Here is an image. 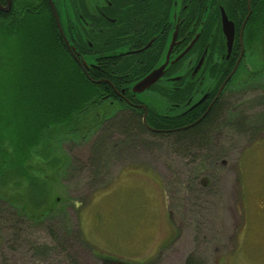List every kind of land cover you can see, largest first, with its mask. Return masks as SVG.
<instances>
[{
  "label": "rangeland",
  "instance_id": "374dc122",
  "mask_svg": "<svg viewBox=\"0 0 264 264\" xmlns=\"http://www.w3.org/2000/svg\"><path fill=\"white\" fill-rule=\"evenodd\" d=\"M257 44L245 55L258 79L236 81L225 96L229 113L202 145L130 135L116 115L112 131H103V118L116 110L103 102L80 115L76 130L45 136L25 165L29 179L16 170L0 177V264H185L188 257L264 264V54ZM33 47L20 36L3 50L0 73L14 71L15 61L22 88ZM11 78L0 84V115L11 106L4 100Z\"/></svg>",
  "mask_w": 264,
  "mask_h": 264
},
{
  "label": "flooded vegetation",
  "instance_id": "af4514ba",
  "mask_svg": "<svg viewBox=\"0 0 264 264\" xmlns=\"http://www.w3.org/2000/svg\"><path fill=\"white\" fill-rule=\"evenodd\" d=\"M223 13L234 27L230 53ZM44 18L53 21L71 63L88 81L102 85L98 98L116 109L104 115L103 131H112L113 117L121 113L138 117L154 137L192 129L215 111L227 115L228 91L241 77L257 80L260 73L249 68L246 51L258 43L264 54V0H0V25ZM173 37L162 76L134 92L165 63ZM3 58L0 48V64Z\"/></svg>",
  "mask_w": 264,
  "mask_h": 264
},
{
  "label": "trees",
  "instance_id": "16d2710c",
  "mask_svg": "<svg viewBox=\"0 0 264 264\" xmlns=\"http://www.w3.org/2000/svg\"><path fill=\"white\" fill-rule=\"evenodd\" d=\"M20 36L33 44V58L31 56L23 78L24 83L26 82L24 88L21 86V78H17L22 74L15 61L8 63L15 69L14 71L9 75L5 72L0 73V84L12 77L9 85L11 94L8 99H4H10L7 105L11 103V106L8 108V113L4 112L0 115V120L7 123L5 127L0 123V177L3 178L6 171L16 170L21 177L29 179L25 165L31 159L33 150L38 148L46 137L49 138L47 135L53 131L55 135L57 129L69 127L71 130H76L77 126H80V115L89 108L91 110L98 108L102 102L98 95L103 88L101 84L88 81L64 54L54 39V24L51 19L24 20L23 24L17 23V25L9 24L7 21L2 22L0 25L2 53L8 42L16 41ZM262 44L264 46V40ZM5 60L9 61V58L6 57ZM0 67L5 69L4 63H1ZM29 70L31 74L28 75ZM238 75L237 72L235 78ZM90 78L96 79L92 75ZM39 91L40 93H37ZM218 114L219 112L215 111L202 124L169 138L177 142L180 148L185 144L202 145L216 128L220 119ZM118 116L120 118L117 125L122 132L128 131L130 135L148 134L138 117L125 113ZM5 146L11 149L10 152H7ZM56 164L54 162V165ZM185 264L196 263L192 257H188Z\"/></svg>",
  "mask_w": 264,
  "mask_h": 264
},
{
  "label": "water",
  "instance_id": "95a60500",
  "mask_svg": "<svg viewBox=\"0 0 264 264\" xmlns=\"http://www.w3.org/2000/svg\"><path fill=\"white\" fill-rule=\"evenodd\" d=\"M249 16V14H248ZM247 16V18H248ZM222 27H223V34L226 38V46H227V53H230L231 51V47H232V43H233V39H234V27L232 25L231 22H229L225 16V14L223 13L222 14ZM174 38L172 39V43H171V46H170V50L169 52L167 53V56H166V61L165 63L160 67L158 68L157 70H155L154 72H152L151 74H149L148 76H146L143 80H141L135 87H134V92L136 93H140L142 91H144L145 89L149 88L152 84H154L163 74V71L165 70V68L167 67L168 65V61H169V56H170V52L171 50L173 49V46H174ZM188 51V49L185 51V53ZM184 53V54H185ZM236 68V67H235ZM235 68L233 70V72L231 73V75L226 79V81L221 85V87L219 88L218 90V94L221 92V90L223 89L225 83L227 82V80H229L231 78V76L233 75L234 71H235ZM205 99V97H204ZM207 114V112L203 115L202 118H200L197 122H195L194 124L200 122L204 117L205 115ZM146 122V117H144V123ZM193 124V125H194ZM191 126H188L186 128H183V129H187Z\"/></svg>",
  "mask_w": 264,
  "mask_h": 264
}]
</instances>
